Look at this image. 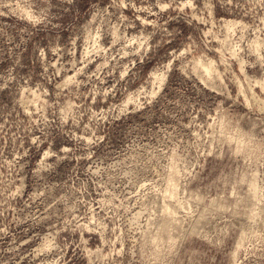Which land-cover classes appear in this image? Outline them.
<instances>
[{
    "label": "clouds",
    "instance_id": "1",
    "mask_svg": "<svg viewBox=\"0 0 264 264\" xmlns=\"http://www.w3.org/2000/svg\"><path fill=\"white\" fill-rule=\"evenodd\" d=\"M186 147L233 162L226 206ZM189 238L264 264V0H0V264H194Z\"/></svg>",
    "mask_w": 264,
    "mask_h": 264
},
{
    "label": "rangeland",
    "instance_id": "2",
    "mask_svg": "<svg viewBox=\"0 0 264 264\" xmlns=\"http://www.w3.org/2000/svg\"><path fill=\"white\" fill-rule=\"evenodd\" d=\"M5 23H8V17H4ZM142 131V126L135 125L130 127L127 132L125 133L126 138H132L137 137L139 138L138 133ZM217 152L222 151L220 148H217ZM118 153L116 151L110 150L106 151L101 156V161L108 162L110 160H116L119 158ZM184 159L186 163H192L193 161H196L200 164V168L207 169L205 174H202L198 181L197 186L198 188L203 192L205 195H211L214 194L217 198V203L220 207L226 206L228 203H230L227 200V192H228V184H229V176L231 173V169L233 168V162L220 155H212L209 156L205 154L204 156H201L198 152H196L191 147H186L184 151ZM136 167L134 169H131V171L134 172V174L139 175L140 173L145 171L144 165L141 161L135 162ZM119 173H111V175L115 176ZM218 215H223V213H219ZM150 243L151 241L147 240L145 241L146 249L150 250ZM206 249L202 242L195 241L191 238L188 239L186 247L184 249V255L193 257L194 264H202L200 260H197L196 258L203 257L205 255ZM141 264H145V262H141ZM150 264V262H148ZM175 264H183V261H176ZM203 264H206V262H203Z\"/></svg>",
    "mask_w": 264,
    "mask_h": 264
}]
</instances>
